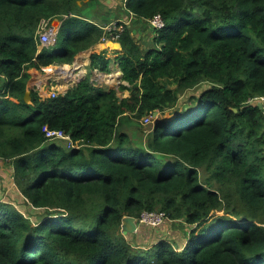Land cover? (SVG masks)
I'll use <instances>...</instances> for the list:
<instances>
[{
	"label": "trees",
	"instance_id": "obj_1",
	"mask_svg": "<svg viewBox=\"0 0 264 264\" xmlns=\"http://www.w3.org/2000/svg\"><path fill=\"white\" fill-rule=\"evenodd\" d=\"M86 2L100 0H0V160L13 169L0 264H264V0H125L128 15L165 22L146 48L125 25L113 53L130 96L88 75L56 97L30 89L27 103L30 70L100 43L105 21ZM55 19L61 46L40 50ZM113 59L94 53L89 69L109 73ZM156 111L169 117L132 138L126 126ZM145 211L187 223L185 243L130 242L123 218Z\"/></svg>",
	"mask_w": 264,
	"mask_h": 264
},
{
	"label": "rangeland",
	"instance_id": "obj_2",
	"mask_svg": "<svg viewBox=\"0 0 264 264\" xmlns=\"http://www.w3.org/2000/svg\"><path fill=\"white\" fill-rule=\"evenodd\" d=\"M86 3H87V5L89 4V6H92L91 9H93V11H92L93 16H91L90 18L100 17L101 21H103V22L105 21V23H104L105 25H103V27L108 25L109 23H111L113 21L120 20V21L124 22V21H126L128 16H131L130 17V20H131V18L133 16V14L128 15V13L126 12L125 0H100V3H94V5H92L91 3H88V2H86ZM111 20H113V21H111ZM52 23L54 24V26H56L58 28V26H59L58 22H55V20H54ZM128 24H129V26L132 27L133 30L138 29V26H140V31H138V33H137V34H139V36H137L135 34V37L137 38V40L139 42L141 40L147 39L145 36V33H148L149 37L153 36L154 32H153V29H152L149 22H146V21H143L142 23L141 22L140 23L128 22ZM57 39H58L57 44L55 46L50 45L49 47H52V46L55 48L60 47L61 41H62L61 35H58ZM107 43H109L110 46L112 44L111 42H107ZM103 44H105V43H103ZM88 50H86V51H88ZM112 51H114V50H112ZM78 55H77V58L79 57ZM83 56H84V54L82 55V57ZM85 60L86 59L83 60L81 58H78L76 60L75 65L77 64V62H79V61L84 62ZM84 63L89 64V62L88 63L84 62ZM73 64H74V62H73ZM112 64H114V63H112ZM61 66H65V65H62V64L61 65H52V66H48V67H43L42 69L30 70V72L32 73V76L30 79L31 81H29L30 82L29 87L31 86V88H29V90L32 89V87L34 86V83L36 81L35 78L41 77V78H37L41 81H44L45 79L48 80L50 77L54 76V75H50V72L51 73L56 72V71L58 72L59 69H68V67L60 68ZM54 67H56V68H54ZM80 68H82V66ZM86 68H87L86 72H85V69H83L85 72L84 77L90 75L91 80H92L94 77V71L95 70L91 71L89 69V65H87ZM120 72H121V70L119 69L118 65L113 66L109 73H104V72L100 71L101 74L97 77L98 80L94 81V83L96 84L95 86L103 87L106 89L115 88L116 90L119 91V93H120L119 95H122L123 97L128 96L130 94L129 93L130 91H127V90L126 91H120L121 84H128L129 85V83H127L123 80V78H122L123 76L120 77L121 79H118ZM83 73L81 75H83ZM103 75L107 79H102L101 77ZM110 75H112V77H109ZM44 76L46 78H44ZM60 78H62V77H60ZM51 84L52 83L50 81L48 84V90H47V88H46V90L44 89V92L42 94L43 97H45V98L50 97L49 93L51 92V87H52ZM208 86H209L208 83H203L199 87H196L194 89L186 91L185 93H183L180 96V103L185 102V104H187V100L192 94L197 95V94H199L200 91L207 88ZM173 87H175V86H173ZM33 88H35V87H33ZM185 106H187V105H185ZM163 117H165V118L169 117L168 112H166L163 115H161V113H159V115L156 116L155 118L159 119V118H163ZM135 122H136L135 126L131 125V126H129V128H127V126H126V129L128 130L131 137L134 139H137V140H140V138H137V136L141 135L142 130H144L146 132V134H149L154 127V125H152V124L145 125V124H143L144 122L141 123V120L135 121ZM142 139L145 141L146 137L144 136ZM58 140L59 141H65L67 143V147L68 148L70 147V143L67 140H62V139H58ZM12 174H13V169H12L11 165L9 164V162H5L3 160H0V199H2V200H7V201H9L10 199L13 200L10 197V196H13L11 194V192L13 191ZM208 176H209V174L207 173V171H204V172L202 171V179L203 180H206ZM15 198L19 199L18 202L16 201V206H21L22 210L27 211L28 209H26L25 203L20 200V197H18V196L16 197V195H15ZM32 212H30L31 218L36 221V218L40 215L39 212H41V211L34 209ZM221 214H223V213H221ZM140 226H142V228L140 229V231L138 233L135 232V236H133L130 239V242H132L133 244L139 245L140 246L139 248L144 249V250H148L149 247L154 246L155 243H158L162 239H167V240L172 241V242L177 241L178 243L179 242L185 243V237L188 235V230H187L188 226H187V223H185L183 220L176 222V221H171L170 219H165L162 222V224L158 225V226L145 225L143 223H142V225L140 224Z\"/></svg>",
	"mask_w": 264,
	"mask_h": 264
},
{
	"label": "built area",
	"instance_id": "obj_3",
	"mask_svg": "<svg viewBox=\"0 0 264 264\" xmlns=\"http://www.w3.org/2000/svg\"><path fill=\"white\" fill-rule=\"evenodd\" d=\"M52 22L53 21L50 22L49 20H43L40 25V28L38 31V34H39L38 41L41 46L39 47L40 50H42V48L44 47H49L50 45L57 44L59 29L56 26H54ZM149 22L151 23V26L155 29H160L165 26L164 19L162 18L160 14L155 15L153 18L149 20ZM125 25H126L125 21L123 22V21L118 20V21H113L109 23L108 25L104 26L103 35L101 37L100 42L101 43L119 42L122 36V33L124 32ZM98 73L99 75L101 74L100 72ZM99 75H97V77ZM53 77L55 78L56 76H53ZM79 80H80V74H76L75 78L69 81L67 88L69 86L74 87L79 82ZM47 85L48 84H46V88L48 90ZM51 85L53 86L54 83H52ZM39 87H40V90L43 89V87H41L40 85ZM49 94H50L49 95L50 97H56L60 93H58V89L53 86ZM260 101H261L260 103H262V105L264 106V97H262ZM155 120L156 118L154 116V113H151L150 115H147L146 117L143 118V122L145 125L152 124ZM44 131L46 132V136L50 140H58V139L67 140L70 143V147L74 146L72 137L69 134L65 133L63 130L50 129L48 126H45ZM165 219H168V216L165 212L145 211L142 213L140 219L137 220L138 229L140 227V224L142 225V223L145 225L158 226V225H161Z\"/></svg>",
	"mask_w": 264,
	"mask_h": 264
},
{
	"label": "crops",
	"instance_id": "obj_4",
	"mask_svg": "<svg viewBox=\"0 0 264 264\" xmlns=\"http://www.w3.org/2000/svg\"><path fill=\"white\" fill-rule=\"evenodd\" d=\"M127 17V16H126ZM130 17L131 16H128L127 17V19H126V21L125 22H132V23H142L144 20H140V19H138L135 15H133L132 16V18H131V20H130ZM133 19V20H132ZM130 24V23H129ZM138 31H140V26H138V29H134L133 30V32H132V34H133V36L135 37V34L137 35V36H139V34H137L138 33ZM149 31V30H148ZM145 36H146V40H143V41H138L137 40V38L135 37V39L139 42V43H141V45H142V48H146V47H148L149 45H150V40H151V37H149V35H148V33H145ZM153 36H154V33H153ZM109 46V47H108ZM112 49V47L109 45V43H105V44H101V42L100 43H97L96 45H94L93 47H91L88 51H84V52H80V54L78 55L79 57L78 58H81V59H86L87 57V59H88V62H89V64H83V66H82V68H80V69H76V70H74L73 72H72V74H70V76L69 77H62V78H57V77H50L48 80L47 79H45L44 81H40L39 79H37V78H35V83H34V86L33 87H35V88H33L32 87V89H35V90H38L39 91V94L40 95H42L43 94V92H44V89L46 90V84H49V82L51 81L52 83H54V87L55 88H57L58 89V93H60V94H65L70 88H73V87H68L67 88V86H68V83H69V81H71V80H73L74 78H75V75L76 74H80V80H79V82L81 81V80H83L85 77H84V74H85V72H86V66L87 65H90V63H91V55L92 54H94V53H101L102 51H104V50H108V56L109 57H114V59H113V61H112V63H114V64H110V69L113 67V66H116V65H118L116 62H115V57H116V55L113 53L114 51H112L111 50ZM120 51V50H119ZM87 53H88V56H86L87 55ZM84 54V56L82 57V55ZM77 57V56H76ZM78 58H76V60L78 59ZM76 60H74V64L72 65H65V67H68L69 69H71L74 65H75V63H76ZM87 62V63H88ZM118 67H119V65H118ZM54 68H56V67H54ZM82 69H85V72L83 73V75H81V73H82ZM119 69H120V67H119ZM57 72V71H56ZM98 72H100L99 70H95L94 71V77H93V79H92V82L94 83V81H96V80H98L97 79V75H99V73ZM31 73V72H30ZM74 75V76H73ZM31 76H32V73H31ZM73 76V77H72ZM84 77V78H83ZM71 78V79H70ZM118 79H120L119 78V76H118ZM31 81V80H30ZM78 82V83H79ZM78 83L76 84V85H78ZM29 85H30V82L28 83V87H29ZM39 85L41 86V87H43V89L42 90H40V87H39ZM75 85V86H76ZM94 85H96L95 83H94ZM48 86V85H47ZM52 86V87H53ZM63 86V87H62ZM52 87H51V89H52ZM29 88H31V86L29 87ZM111 89V88H110ZM130 93V92H129ZM120 93H119V91H118V95H119ZM120 97H122V98H124L122 95H119ZM128 96H130V94L128 95ZM128 96H125V97H128Z\"/></svg>",
	"mask_w": 264,
	"mask_h": 264
},
{
	"label": "water",
	"instance_id": "obj_5",
	"mask_svg": "<svg viewBox=\"0 0 264 264\" xmlns=\"http://www.w3.org/2000/svg\"><path fill=\"white\" fill-rule=\"evenodd\" d=\"M61 20L59 19H55V22H60ZM62 25V21L59 23L58 29L60 30ZM111 47L112 50L114 51H119L122 50V44L120 42H111ZM77 58V57H76ZM75 58V60H76ZM65 67V66H61L60 68ZM122 76V71L120 72V77ZM119 77V78H120ZM121 79V78H120ZM25 101L27 103H31V92L30 90L27 91L26 95H25ZM261 107H263L262 103L259 104ZM235 112H237V109H233ZM159 115V111L154 112V116H158ZM243 221H246V219L244 218ZM138 231V224H137V219L134 216H125L123 218L122 221V232L126 235V234H132Z\"/></svg>",
	"mask_w": 264,
	"mask_h": 264
},
{
	"label": "bare ground",
	"instance_id": "obj_6",
	"mask_svg": "<svg viewBox=\"0 0 264 264\" xmlns=\"http://www.w3.org/2000/svg\"><path fill=\"white\" fill-rule=\"evenodd\" d=\"M109 47V46H108ZM86 56H88V53H87V55ZM88 58V57H87ZM86 58V60L84 61V62H88V59ZM83 61H79V62H77V64L75 65V66H73L71 69H59L58 70V72H50V75H54V76H56L57 78H60V77H69L70 76V74H72V72L74 71V70H76V69H79L81 66H83V64H85ZM84 72V70L82 69V73ZM81 73V74H82ZM74 76V75H73ZM72 76V77H73ZM109 77H112V75H110ZM37 78H41V77H37ZM44 78H46L45 76H44ZM43 78V79H44ZM102 79H107V78H105L104 77V75L101 77ZM71 79V78H70ZM41 81V80H40ZM63 87V86H62Z\"/></svg>",
	"mask_w": 264,
	"mask_h": 264
}]
</instances>
